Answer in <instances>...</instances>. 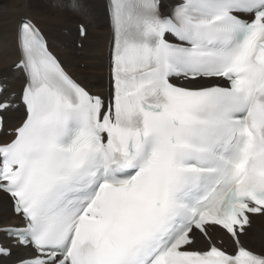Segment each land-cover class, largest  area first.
<instances>
[{"label": "snow or ice", "instance_id": "obj_1", "mask_svg": "<svg viewBox=\"0 0 264 264\" xmlns=\"http://www.w3.org/2000/svg\"><path fill=\"white\" fill-rule=\"evenodd\" d=\"M106 7V97L16 24L0 193L19 223L0 264H264L244 239L264 216V0Z\"/></svg>", "mask_w": 264, "mask_h": 264}, {"label": "bare ground", "instance_id": "obj_2", "mask_svg": "<svg viewBox=\"0 0 264 264\" xmlns=\"http://www.w3.org/2000/svg\"><path fill=\"white\" fill-rule=\"evenodd\" d=\"M163 3L167 10L175 0H163ZM106 5L107 0H0V76L4 83L16 92L23 86L12 66L17 58L16 24L22 17H28L41 27L53 51L78 82L93 93L106 94L112 36ZM76 22L86 24L85 38L79 35ZM78 42L82 43L81 47ZM19 116V112L8 113L9 124ZM18 221L10 199L0 193V226ZM244 239L250 247L264 249V216L253 217Z\"/></svg>", "mask_w": 264, "mask_h": 264}, {"label": "rangeland", "instance_id": "obj_3", "mask_svg": "<svg viewBox=\"0 0 264 264\" xmlns=\"http://www.w3.org/2000/svg\"><path fill=\"white\" fill-rule=\"evenodd\" d=\"M76 27H78V24H77V22H76V25H75ZM75 33V35H76V32H74ZM81 67H83V66H81Z\"/></svg>", "mask_w": 264, "mask_h": 264}]
</instances>
